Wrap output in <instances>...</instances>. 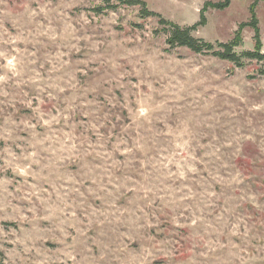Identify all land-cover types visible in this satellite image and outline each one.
Segmentation results:
<instances>
[{"label":"rangeland","instance_id":"1","mask_svg":"<svg viewBox=\"0 0 264 264\" xmlns=\"http://www.w3.org/2000/svg\"><path fill=\"white\" fill-rule=\"evenodd\" d=\"M143 1L189 26L221 0ZM112 2L0 0V264H264V59ZM252 2L192 34L230 41Z\"/></svg>","mask_w":264,"mask_h":264},{"label":"trees","instance_id":"2","mask_svg":"<svg viewBox=\"0 0 264 264\" xmlns=\"http://www.w3.org/2000/svg\"><path fill=\"white\" fill-rule=\"evenodd\" d=\"M103 5L97 7V11L105 10V9H114L117 7L116 4L112 2V0H102ZM122 4L127 5H140V10L143 12L145 16L153 15L159 18V22L168 27L167 31H169L168 37L166 38V42L168 43L170 48L177 46H184L192 50L196 53H211L221 59L229 60L235 63L238 66L242 64V58L246 57L249 59H257L263 60L264 53L260 52L261 41H260V31L258 27V20L256 18L255 8L258 0H253V2L249 6L250 12V20L245 21L239 24V27L234 35V37L228 42H217L213 44L211 42L205 41L201 38H198L192 34V31L196 29L198 25L204 24V11L207 7H212L216 9H224L226 8L231 0H221V1H206L201 10H200V20L189 26H180L174 22L166 20L161 17L160 14L148 11L146 9V4L143 0H117ZM264 1V0H263ZM245 26H250L253 28V38L255 39V45L253 50H248L242 53L241 55L237 54L234 51V48L241 43L240 30ZM217 48V49H216Z\"/></svg>","mask_w":264,"mask_h":264}]
</instances>
